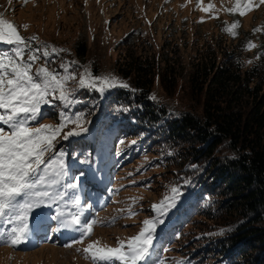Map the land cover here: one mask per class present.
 Wrapping results in <instances>:
<instances>
[{
  "label": "trees",
  "instance_id": "1",
  "mask_svg": "<svg viewBox=\"0 0 264 264\" xmlns=\"http://www.w3.org/2000/svg\"><path fill=\"white\" fill-rule=\"evenodd\" d=\"M249 42L256 47L247 48ZM139 44L122 42L127 50L112 68L129 88L79 89L78 77L66 88L79 103L42 106L39 121L52 113L58 120L81 115L84 140H71L59 152L66 165L80 160L97 167L108 182L121 164L139 159L135 156L155 155V164L172 169L171 186L160 200L171 187L180 195L157 225L152 260L186 236V264H264V29L246 40L223 35L208 41L194 51L185 74L172 56L177 45L154 57L143 55ZM74 51L84 61L85 44L76 42ZM49 53L39 61L63 74L67 63ZM69 65L70 72L77 70V64ZM91 73L99 76L95 68ZM155 82L165 102L152 99ZM178 91L185 94L182 109L172 103ZM199 218L215 222L214 230L187 231Z\"/></svg>",
  "mask_w": 264,
  "mask_h": 264
},
{
  "label": "rangeland",
  "instance_id": "2",
  "mask_svg": "<svg viewBox=\"0 0 264 264\" xmlns=\"http://www.w3.org/2000/svg\"><path fill=\"white\" fill-rule=\"evenodd\" d=\"M246 3L250 4V10L243 16L238 10L229 11L242 8ZM0 19L13 23L33 49H40V56L45 50L62 49L54 53L67 64L75 61L73 64H77V70L69 72L76 79L85 68L90 72L95 68L99 76L113 75V65L123 60L127 50L122 46L124 41L129 45L140 42L143 55L153 54L154 57L177 45L172 56L178 58L185 74L194 51L208 41L213 43L223 35L228 39L246 40L264 29V5L259 4V0H0ZM234 23L239 24L232 29L235 36L225 31ZM76 42H83L86 46V57L81 63L75 58ZM1 46L10 47L3 43ZM41 60H37L39 63L36 61L34 68L36 64L37 67L46 66ZM74 81H67L65 86L72 85ZM180 84L182 86L183 80ZM152 92L158 100L166 101L157 82ZM185 100V94L178 91L172 103L182 109L185 108ZM39 120L38 123H30L33 126H56L59 122L53 113L47 121ZM86 133L68 140L58 137L52 155L71 140L80 137L84 140L82 135ZM222 154L220 152L219 157ZM135 157L139 159L124 163L128 166L122 167L121 164L115 173V181L111 179L110 182L97 167L80 160L65 164L68 176L63 183H77V187L64 189L57 186L53 189L66 192L64 199L50 205L46 203L29 213L28 239L34 238L33 246L19 248L18 245L12 247L0 243V264H90L82 252L76 251L77 248L83 249L96 240L114 247L117 238L127 239L137 234L143 220L155 217L152 205L159 204L171 186L173 176L172 169L160 167L152 161L155 155ZM75 199L79 204L74 207ZM129 208L134 216H128ZM58 211L64 212L66 217L69 213L81 214L82 222L96 220L92 234L83 243H75L80 239V233L74 229L64 233L66 229L53 219ZM113 218L115 223L109 224ZM198 220L186 230L196 234L214 230L215 222ZM38 221L42 224L37 227ZM4 227L11 226L0 225V228ZM48 231H51L49 237ZM40 236L44 238L41 240ZM185 237L178 239L173 249L158 252V260H163L164 264H177L178 261L186 264L184 256L188 249ZM155 243L154 237L153 249ZM69 244L71 247H67Z\"/></svg>",
  "mask_w": 264,
  "mask_h": 264
},
{
  "label": "snow or ice",
  "instance_id": "3",
  "mask_svg": "<svg viewBox=\"0 0 264 264\" xmlns=\"http://www.w3.org/2000/svg\"><path fill=\"white\" fill-rule=\"evenodd\" d=\"M259 4L264 5V0H259ZM236 10L243 16L250 10V4L229 11ZM237 27L239 24L234 23L225 31L235 36L232 29ZM0 43L10 46L9 51H0V224L11 226L0 228V243L15 247L28 239L29 213L33 209L64 199L66 192L53 189L57 186L64 189L77 187V183H63L68 176L63 152L52 153L58 137L68 140L69 137L80 136L87 128L83 126V118L79 114L74 118L60 115L56 126H33L30 122L38 123L42 106L52 105L56 100L65 108L79 103L71 98L72 94L65 86L67 81L76 80V76L69 72V64L61 65L63 74L47 66H38L33 70V65L40 59V49H33L19 34L17 27L5 19H0ZM246 47L250 49L256 45L249 42ZM56 51L63 50L52 49V52ZM42 55L47 58L50 53L45 50ZM77 88L104 93L115 88L127 89L129 85L114 75L94 76L85 68L79 74ZM70 124L75 127L63 131ZM170 193L159 204L152 205L153 211L160 215L143 220L137 234L127 239L117 238L114 247L96 240L76 251L82 252L90 264H164L163 260H152V249L157 225L163 224L161 217L169 208L175 207L180 190L171 187ZM78 204L79 200L75 199L73 206ZM127 212L129 217L135 215L131 208ZM53 219L59 222L61 228L80 233V239L75 243H83L97 223L96 220L82 222L78 213H69L66 217L62 211H58ZM108 223H115V218Z\"/></svg>",
  "mask_w": 264,
  "mask_h": 264
},
{
  "label": "bare ground",
  "instance_id": "4",
  "mask_svg": "<svg viewBox=\"0 0 264 264\" xmlns=\"http://www.w3.org/2000/svg\"><path fill=\"white\" fill-rule=\"evenodd\" d=\"M37 216H39V214H38ZM37 218H39V217H37ZM37 220H38V219H37ZM0 225H2V224H0ZM26 243H28V242L25 240V242L22 243V244L25 245Z\"/></svg>",
  "mask_w": 264,
  "mask_h": 264
}]
</instances>
